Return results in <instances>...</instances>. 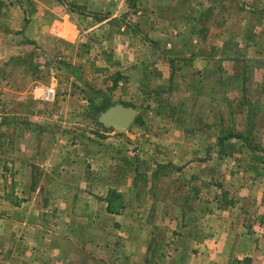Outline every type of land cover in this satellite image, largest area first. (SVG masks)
Instances as JSON below:
<instances>
[{
    "label": "rangeland",
    "instance_id": "obj_1",
    "mask_svg": "<svg viewBox=\"0 0 264 264\" xmlns=\"http://www.w3.org/2000/svg\"><path fill=\"white\" fill-rule=\"evenodd\" d=\"M242 224L264 230V0H0V264H198Z\"/></svg>",
    "mask_w": 264,
    "mask_h": 264
},
{
    "label": "crops",
    "instance_id": "obj_2",
    "mask_svg": "<svg viewBox=\"0 0 264 264\" xmlns=\"http://www.w3.org/2000/svg\"><path fill=\"white\" fill-rule=\"evenodd\" d=\"M243 225L240 226L241 230L236 227L235 230L225 234L224 239H216L212 242L210 245V259L208 261L199 259L198 264H233L232 260L235 257L241 259L238 253L242 252L245 253V257L248 256L253 259L251 264H264V230L258 231V234L255 235V233L249 232L248 227L246 228ZM191 227L186 229L189 230ZM253 229H256L255 226H253ZM192 230L194 233L195 227H192ZM260 232H263L262 236H259ZM147 251V249L141 250L144 254ZM145 264H147L146 261Z\"/></svg>",
    "mask_w": 264,
    "mask_h": 264
},
{
    "label": "water",
    "instance_id": "obj_3",
    "mask_svg": "<svg viewBox=\"0 0 264 264\" xmlns=\"http://www.w3.org/2000/svg\"><path fill=\"white\" fill-rule=\"evenodd\" d=\"M137 113L133 108L125 107L122 104H117L107 108L99 115V122L107 127L113 128L119 132H124L134 122Z\"/></svg>",
    "mask_w": 264,
    "mask_h": 264
},
{
    "label": "trees",
    "instance_id": "obj_4",
    "mask_svg": "<svg viewBox=\"0 0 264 264\" xmlns=\"http://www.w3.org/2000/svg\"><path fill=\"white\" fill-rule=\"evenodd\" d=\"M108 103V102H107ZM108 107H110V104H105L101 111H105ZM119 195H116L115 192H113L108 200H107V212L109 214H119L120 210L123 207L117 206ZM94 209L91 206V202L88 199H83L82 197L76 196L73 201L72 206V213L75 217L78 218H85V219H91L94 216Z\"/></svg>",
    "mask_w": 264,
    "mask_h": 264
},
{
    "label": "built area",
    "instance_id": "obj_5",
    "mask_svg": "<svg viewBox=\"0 0 264 264\" xmlns=\"http://www.w3.org/2000/svg\"><path fill=\"white\" fill-rule=\"evenodd\" d=\"M53 93V91L52 90H50V94H52Z\"/></svg>",
    "mask_w": 264,
    "mask_h": 264
}]
</instances>
